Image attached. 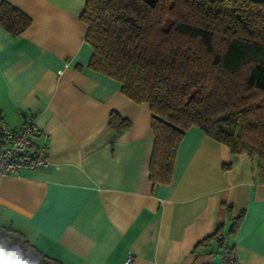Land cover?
I'll return each mask as SVG.
<instances>
[{"label": "crops", "instance_id": "crops-1", "mask_svg": "<svg viewBox=\"0 0 264 264\" xmlns=\"http://www.w3.org/2000/svg\"><path fill=\"white\" fill-rule=\"evenodd\" d=\"M4 1L31 21L15 36L0 25L2 123L31 115L49 163L0 174V225L65 264H217L221 245L196 244L222 227L236 264H264V183L248 156L193 125L170 183L152 186L149 106L87 67L86 0ZM111 111L130 125L115 131Z\"/></svg>", "mask_w": 264, "mask_h": 264}, {"label": "trees", "instance_id": "trees-1", "mask_svg": "<svg viewBox=\"0 0 264 264\" xmlns=\"http://www.w3.org/2000/svg\"><path fill=\"white\" fill-rule=\"evenodd\" d=\"M79 19L92 48L87 67L149 106L152 186L170 183L179 144L193 125L230 153H245L264 183V0H86ZM30 21L0 2V25L11 35ZM108 123L117 132L130 125L116 111ZM242 216L231 218L229 232ZM211 240L222 244V227L196 245ZM0 251L18 264H65L9 225H0Z\"/></svg>", "mask_w": 264, "mask_h": 264}, {"label": "built area", "instance_id": "built-area-1", "mask_svg": "<svg viewBox=\"0 0 264 264\" xmlns=\"http://www.w3.org/2000/svg\"><path fill=\"white\" fill-rule=\"evenodd\" d=\"M41 131L36 126L31 115L24 117L19 128H10L0 124V174H19L22 169L35 170L49 163L47 146L44 141L37 142L35 137ZM0 264H18L13 258H4L0 251ZM131 257L122 262L129 264ZM217 264H236L234 250L222 243L219 249Z\"/></svg>", "mask_w": 264, "mask_h": 264}, {"label": "snow or ice", "instance_id": "snow-or-ice-1", "mask_svg": "<svg viewBox=\"0 0 264 264\" xmlns=\"http://www.w3.org/2000/svg\"><path fill=\"white\" fill-rule=\"evenodd\" d=\"M3 259V257L2 256H0V260H2Z\"/></svg>", "mask_w": 264, "mask_h": 264}]
</instances>
